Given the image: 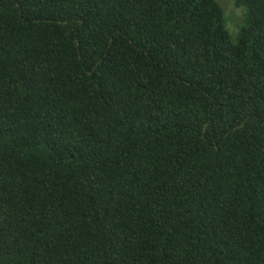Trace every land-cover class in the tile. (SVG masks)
Returning <instances> with one entry per match:
<instances>
[{
	"label": "trees",
	"instance_id": "trees-1",
	"mask_svg": "<svg viewBox=\"0 0 264 264\" xmlns=\"http://www.w3.org/2000/svg\"><path fill=\"white\" fill-rule=\"evenodd\" d=\"M0 0V264H264V0Z\"/></svg>",
	"mask_w": 264,
	"mask_h": 264
},
{
	"label": "rangeland",
	"instance_id": "rangeland-1",
	"mask_svg": "<svg viewBox=\"0 0 264 264\" xmlns=\"http://www.w3.org/2000/svg\"><path fill=\"white\" fill-rule=\"evenodd\" d=\"M223 8L225 26L231 37L236 38L240 25L244 22L245 7L236 5L233 0H217Z\"/></svg>",
	"mask_w": 264,
	"mask_h": 264
}]
</instances>
